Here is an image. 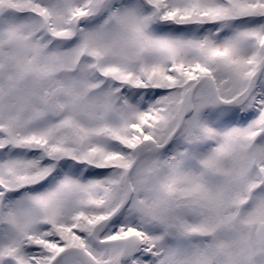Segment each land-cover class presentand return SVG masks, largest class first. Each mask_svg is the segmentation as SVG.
<instances>
[{"label":"rangeland","instance_id":"obj_1","mask_svg":"<svg viewBox=\"0 0 264 264\" xmlns=\"http://www.w3.org/2000/svg\"><path fill=\"white\" fill-rule=\"evenodd\" d=\"M102 2L103 0H0V15L3 10L18 11L20 14L34 12L40 17V21L35 24L39 30L43 31L45 28V32L54 37L68 38L76 35V45L64 52L59 49L65 48L67 44L59 45L54 40L46 43L48 51L51 50L48 55L53 51L58 52L57 66H62L65 71L80 70L85 74L92 67H96L105 80H113L116 86H122L120 91L123 96H143L141 102L146 106L145 109H140L139 104L129 103L127 111L117 109L119 118L107 116L108 112L105 114L98 107L93 96H88L89 99L84 96L88 89L98 86L89 77L83 82L76 81L75 84L78 85L74 91L69 84L63 85L67 89L60 98V105L65 114L57 124L48 119L41 122L36 115H41L40 106L31 100V96H40L39 91L24 90L14 103L10 99L0 100V135L9 136L11 146L14 139L18 143L15 146L19 148L50 150L52 159L60 164L58 168H52L51 175H47L49 173L44 174L47 168L38 166L35 158L30 159L29 168L16 159L0 162V181L7 183L9 190L20 189V198L11 202L8 212V206H3L6 199L2 201L0 208L4 223L9 224V227L0 230V264H16V261L19 264H48L49 257L39 255L38 259L37 252H32V256L26 253V246L30 245L46 246L51 254H57L69 247L82 248L101 264H115L121 254L119 247L95 251L87 238L78 235L90 236L92 222L102 220L104 215L109 214L102 208H93L95 204L102 203L103 197V193L93 189L95 170L106 172L117 162L126 167L132 158L131 152L141 142L163 144L168 140L177 127L181 112L189 108V94L187 100L183 101L176 91L181 88V83L193 80L197 74H211L221 99L228 102L245 95L246 83H249L261 64L258 51L260 47H264V0H147L152 5V11H158L159 8L163 19L202 26L227 22L225 27L214 28L208 34L201 32L199 37L202 36V39L153 35L144 28L150 14L138 13L131 0L110 14L117 19L116 31L111 27L105 32L102 31L101 26L105 24L103 21L99 26L90 28L89 24L94 21L93 14L98 11ZM103 14L102 12L99 15ZM86 15L89 16L87 20ZM28 17L21 22H37L31 16ZM20 25V21L16 23L11 17L0 18V56L11 57L10 52L16 48L19 54L17 60L33 71L46 72L50 66L58 69L48 62V55L38 51L37 48L43 46L38 29L21 31ZM75 28L78 29L77 34L74 32ZM201 29L204 28L200 27ZM34 33L35 38L31 39ZM7 44L12 47H7ZM137 50H140L139 54ZM82 55L90 59V62H84L85 59L75 62ZM7 63L0 62V66L7 69L8 75L16 78L18 74ZM149 88L160 89L162 94H159L158 100L153 101ZM172 90L175 91L172 93L173 97L170 94ZM209 97L211 95L207 91H196L191 112L193 115L187 118L185 124L186 137H180L173 142L155 161L163 173L165 183L171 189L177 187V181H180L186 185L185 188L198 191L206 189L211 194L204 200L206 207L203 208V216L196 210L197 201L191 204L194 212L190 214V224L186 227L192 231L208 232L214 225L207 224L216 221L207 207L219 210L224 201L216 198L217 193L227 198L225 201L228 205L234 203L242 206L244 213L248 206L246 202L250 199L246 196L257 194L254 193L256 187L250 186L254 180L252 174L264 175V70L257 77L252 93L242 105L244 123L240 127L229 125L232 120L231 113L227 115L225 111L216 112L220 114V119L205 115V98ZM181 106L180 112L178 110ZM22 107L25 113L20 116L19 110ZM65 124L78 134V138L73 137L68 143L65 133L60 134ZM138 127L144 133V139H141ZM186 140L192 142L197 158L202 163L205 160L204 166L211 179L214 174H220L226 180L203 187L199 184L200 176L194 177L191 171L174 166L172 158L177 159L179 155L176 147L179 142ZM112 142L119 143L127 152L120 151ZM0 146L4 147L1 139ZM142 159L132 174L139 185L141 174L151 169L149 159ZM63 160L66 162L62 164ZM80 164L87 168V181L81 180L75 173L78 168L83 167ZM55 173L62 177L60 181L56 180ZM190 178L195 179L190 182ZM238 179H243L242 183L233 182ZM47 183L50 187L41 192L27 193L23 187L45 186ZM68 186L73 188L72 192L64 189ZM178 186L182 191V184ZM181 191V195L184 194ZM242 192L244 203H236ZM197 194L199 198L203 197L202 193ZM138 196L137 200H133L130 209L122 211V220L109 223L110 226L105 232H98L101 239L125 237L138 228L153 243L143 251V255L155 258L160 250L166 251L167 255L160 264H215V261L211 262L210 258L201 255L199 247L192 252L178 253L168 245L160 244L154 231L155 223L159 220L163 224H172V217L167 216L169 213L162 200L161 204L158 200L155 203L149 200L142 202L140 189ZM260 199H256L253 204L255 208L245 214L248 223L264 222V196ZM33 204L43 211L42 217L47 225L60 235V243L47 240L40 228L39 231L28 228V213ZM135 208L143 213V221L140 223L134 215L136 210H132ZM192 217L194 222L191 224ZM216 242L220 243L219 240ZM174 253L179 259L170 260ZM82 260L76 254H67L57 264H85ZM135 264L145 263L136 260Z\"/></svg>","mask_w":264,"mask_h":264},{"label":"flooded vegetation","instance_id":"obj_2","mask_svg":"<svg viewBox=\"0 0 264 264\" xmlns=\"http://www.w3.org/2000/svg\"><path fill=\"white\" fill-rule=\"evenodd\" d=\"M183 144H188L189 146L180 145L176 147V150L179 154V160L178 158H172L174 166H180L181 170L184 171H191L194 177L195 175L200 176V178H198L200 182L199 184H202L203 187L212 186L213 184H216L214 182H223L226 180L225 178L221 177L220 174H214V178L211 179L207 173L206 167L204 166L206 164L205 160L204 164L197 158L196 155H194L195 148H192L190 143L184 142ZM143 147L144 146L142 145V148ZM148 159L151 162L149 163L151 164L153 170L149 169L147 172H144V174H141L140 185L132 175L133 173L130 175L129 180L132 186L133 198L129 205L125 208V211L130 209L133 200L138 199L139 189L142 202L149 200L155 203V200H158L159 204H161L160 200H162L164 208L169 213L167 216L169 218L172 217L173 222L172 224H163V221H156L154 231L155 235L159 239L160 244H166L175 251H181L182 253H184L183 251L192 252L196 249V247H199L201 248V255L203 254L204 256L210 258L211 262L215 261V264H264V244L259 242L257 236V229L261 224H264V222L256 221L248 223L245 219V214L251 212L255 208V205H253L255 200L260 199V197L264 196V194L257 193L248 199L246 202L248 206L243 213L242 206L240 207L238 204L234 203L228 205V203L225 201L227 198H224L221 195L219 196L218 193H215L216 198L219 201L222 200L224 202L221 204L218 211L211 209V207H207V210H210L209 213L216 220H213L214 222H208L207 224L214 225L208 229L210 230L208 232H206L207 230L192 231L186 227V225L190 224L188 221L190 214L194 212L190 207L191 204L197 201L196 210L200 212L199 215L203 216V208L205 209L206 207L204 200L207 199L211 194L206 189L200 191L195 189L197 193H202L203 195L202 198H199V195L193 188H185L186 185L180 181H177L178 188L175 187L174 189H171L169 185L165 183L163 173L158 172L159 167L155 164V160L152 158H145L142 160ZM195 159L200 165L197 169ZM183 160L186 161L183 163ZM194 179L195 178H190V182H192ZM238 181L242 183L243 179H238L233 182L237 183ZM256 181L257 180L254 179L252 184L255 185ZM179 184H182V187H184L182 191L179 189ZM256 186L260 188L261 186H264V184H260L258 182ZM191 190H194V192L192 191L191 193ZM180 191L184 194L181 195ZM126 195L127 187L125 174H123L113 180L112 192H110L109 195L110 200L107 204L102 206V210L105 213H109L108 215H104V218L111 216L119 208ZM156 196H159L158 199H156ZM237 202H239V204L244 203L243 192L242 196L236 199V203ZM132 210H136L134 211V215L139 223L142 222L143 213H141L137 208ZM121 215L122 213L119 214L110 224L118 223V220H122ZM191 220L192 224L194 222L193 217ZM202 221H204V219H202ZM110 224H108V227ZM120 238L128 239L126 243L119 242L117 245H115L116 247H119L121 251L124 245H126L128 255L125 259V262L127 264H135L136 260L142 261V259L144 260L145 264H160L164 261L167 255L163 249L159 252L156 251L157 253L155 258L151 255L149 258L148 256L146 257V255H143V251L153 243L150 241V239L148 240L146 238L145 232L139 230L138 228H135V230H133L132 233H129L128 236H120ZM217 240H219L220 243H217ZM213 244H221L222 246L214 247ZM244 248L247 252L245 257ZM174 254H172V258L170 260L179 259V256L177 257L176 253ZM235 259H237V261Z\"/></svg>","mask_w":264,"mask_h":264},{"label":"trees","instance_id":"obj_3","mask_svg":"<svg viewBox=\"0 0 264 264\" xmlns=\"http://www.w3.org/2000/svg\"><path fill=\"white\" fill-rule=\"evenodd\" d=\"M130 0H103L102 4L100 5V7H98L99 9H97L98 11L94 12V16L98 17L100 13L104 12L105 14H109L111 12H115L116 10H118L123 4H128ZM131 2L133 3V0H131ZM133 5H135L133 3ZM149 5V4H148ZM150 8L152 5H149ZM154 7V6H153ZM157 10L159 11H154V23H155V28L152 29V31H149L150 33H152L153 35H168L171 37H175V38H188V37H194L195 39H202L200 36L201 32H204L206 34H208V32H212L213 31V27L214 25L211 24H204V26L202 25H194L190 23H179L176 20L174 21V19H163L161 17L160 14V10L159 8H157ZM111 18L109 22H107L102 28L101 30L105 32V30H107L108 27H117V24L115 23V17H109ZM225 27V24L227 23L226 21L223 22ZM95 27L96 23L90 25V27ZM204 28L200 30V27ZM114 29V28H113ZM70 41L73 40V38L68 37ZM133 50H135V48H133ZM140 50H137V54H139ZM48 54V53H47ZM262 56H264V50L262 52ZM58 57V52L57 51H53L51 55H48V62H59L56 58ZM6 58H8L11 62H18L17 57H16V50L13 49V55L11 57L6 56ZM12 67H14L18 73H19V78L17 80H15V87L18 90H23L26 86V78H32L34 80H36V85L39 89H43V85L40 82V75L39 74H34L30 71H26L27 75H22L23 70L22 68H18L16 66V64L12 65ZM21 73V74H20ZM47 75L45 76V79L47 78H51L52 82L54 85H60L61 83H66L65 78H61L59 76V74H56L52 71H48L46 73ZM22 75L23 78L22 79L20 76ZM77 78H85V74L80 77L77 76ZM68 81V80H67ZM73 87V85H72ZM106 100L110 99L108 94H106L105 96ZM109 101V100H108ZM45 120V119H44ZM44 120H42L41 122H44ZM71 130V129H69ZM68 130V131H69ZM73 135H75V130L72 129L71 130ZM77 135V134H76Z\"/></svg>","mask_w":264,"mask_h":264},{"label":"water","instance_id":"obj_4","mask_svg":"<svg viewBox=\"0 0 264 264\" xmlns=\"http://www.w3.org/2000/svg\"><path fill=\"white\" fill-rule=\"evenodd\" d=\"M264 68V60H263V63H262V66L260 68V71L257 73V75L260 74L261 70ZM4 76V70H0V78H2ZM252 86H253V81L250 82L249 86H248V92L251 91L252 89ZM197 88V87H196ZM193 89L192 93H191V96H190V104L192 105V98H193V94H194V91L195 89ZM63 93V90H57L55 92H53L52 94V97L50 100H48L46 103H45V108L46 110L49 112V114L54 118V119H57L62 113H63V110L61 109V107L59 106V98L61 96V94ZM217 100L219 102V104L221 105H225V106H231V104H226L224 102H222L219 97L217 96ZM232 105H234L232 103ZM185 115H183L182 119H181V122L179 124V127L175 130V132L173 133V136L174 137L176 135V133L178 132L179 128L181 127L184 119H185ZM168 144H166L163 148H165ZM163 148H160V151L163 150ZM142 157V154H139L136 162ZM259 237L262 241H264V225L261 226V228L259 229ZM96 242L100 245H108L109 243L108 242H99L96 240ZM80 254H82L83 256H85L89 261L93 262V264H97L96 262H94L91 258L87 257L86 254L82 253L80 250L78 251ZM66 253V252H65ZM123 256H121V258L119 259V261H121Z\"/></svg>","mask_w":264,"mask_h":264}]
</instances>
